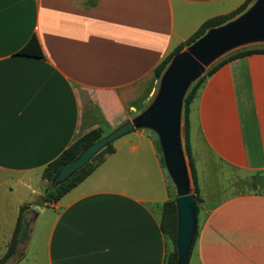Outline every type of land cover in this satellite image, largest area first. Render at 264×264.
Listing matches in <instances>:
<instances>
[{
    "label": "crops",
    "instance_id": "0c3cea01",
    "mask_svg": "<svg viewBox=\"0 0 264 264\" xmlns=\"http://www.w3.org/2000/svg\"><path fill=\"white\" fill-rule=\"evenodd\" d=\"M245 1L0 0V187L16 183L45 198L20 206H40L35 218L52 214L44 264H165L173 243L162 206L172 191L153 131L114 142L57 202L31 178L45 189L43 171L78 139L142 113L156 67L204 22ZM32 36L42 58L19 54ZM189 120L200 229L188 264H264V55L207 78Z\"/></svg>",
    "mask_w": 264,
    "mask_h": 264
},
{
    "label": "water",
    "instance_id": "95a60500",
    "mask_svg": "<svg viewBox=\"0 0 264 264\" xmlns=\"http://www.w3.org/2000/svg\"><path fill=\"white\" fill-rule=\"evenodd\" d=\"M260 38H264V0H259L237 20L209 30L187 50L177 53L161 78L159 91L152 104L62 166L51 184L57 187L66 183L102 150L137 129L153 131L158 137L166 172L176 188L177 264H188L197 231V197L190 189L188 166L181 142L183 101L190 85L204 74L205 65L244 41ZM36 208L40 209V206Z\"/></svg>",
    "mask_w": 264,
    "mask_h": 264
},
{
    "label": "trees",
    "instance_id": "16d2710c",
    "mask_svg": "<svg viewBox=\"0 0 264 264\" xmlns=\"http://www.w3.org/2000/svg\"><path fill=\"white\" fill-rule=\"evenodd\" d=\"M249 3H250V0H246L245 3L242 4L235 11L229 14L223 15V16L214 17L204 22V24L200 27V29L194 35H192L186 42L178 46L170 55H168L156 67L155 72H156L157 79L160 80L162 78L163 74L165 73L168 66L170 65L173 57L177 53L183 51L186 47L191 46L194 42H196L198 39L203 37L209 30L218 28L228 23L229 21L233 20L236 16L242 14L246 10ZM19 54L23 56H30V57H36V58L43 57L39 42L35 36H32V38L29 40L26 46L20 51ZM255 54L264 55V46L247 48V49H243V50H239V51H235L234 53H231L227 57L221 59L219 62L211 66L204 73V75L190 87L187 94L185 95V98L183 101V115H184L183 126H184L185 149H186V155L188 157L189 167H190L191 176H192L193 193L196 195L198 203L200 202V189L198 185L197 172H196L195 163H194L193 156H192V147H191V142H190V120L189 119H190L191 105L194 102L198 92L204 85L206 79L211 77L222 66H224L228 62L233 61L235 59H239L242 57H247V56H251ZM104 136L105 135L101 130H94V131L87 133L85 136L78 139L72 146H70L58 159H56L54 162L48 165V167L45 168V170L43 171V179L49 182V186H47L45 190L46 202H50V203L57 202L64 194H66L71 189H73L78 184H80L82 181H84L104 161V158L107 154H110L114 151L113 144L109 145L104 150H102L98 155H96L86 167L78 171L66 183L59 185L57 187H54L51 184V181L54 175L57 173V171L62 166L74 160L85 148H87L89 145L93 144L94 142L98 141ZM154 139H155V144L157 146L161 160L164 163L160 144L155 134H154ZM176 198H177V195L174 197H171L170 200L165 202L162 206L161 228L164 234L167 237H169L173 243L172 251H170L166 255L165 264H177V261H178V252H177V247H176L177 222H178L177 208H176V203H175ZM28 209H29V205H24L21 207L13 237L11 239L7 252L0 259V264H6L8 260L11 259L16 254L17 248L20 245V243L26 242L28 240L30 228L28 224L23 223L24 213ZM198 214H199V207L197 204V210H196L197 231H196V236H195L193 245H195L196 240L199 236L200 227L198 223Z\"/></svg>",
    "mask_w": 264,
    "mask_h": 264
},
{
    "label": "rangeland",
    "instance_id": "374dc122",
    "mask_svg": "<svg viewBox=\"0 0 264 264\" xmlns=\"http://www.w3.org/2000/svg\"><path fill=\"white\" fill-rule=\"evenodd\" d=\"M258 1L259 0H250V3L248 4L246 10L242 14L236 16L233 20L229 21L228 23L237 20L240 16H242L243 14L250 11L257 4ZM228 23H226V24H228ZM226 24H224V25H226ZM258 46L259 47L264 46V38L244 41L243 44L235 46L231 50L232 52L227 53V54L223 53L222 54L223 56H221L218 59L225 58L228 55H230L231 53H234L235 51H239V50H243V49H247V48L258 47ZM189 47H186L183 51L187 50ZM214 64H215V62H210L207 65H205V72ZM160 81H161V79L158 80V82L156 84L155 92H154L153 96L149 99V101L146 103V105L144 106V110L147 109L152 104V102L154 101V99H155V97L159 91V88H160ZM195 82L196 81H194L190 85V87ZM190 87H189V89H190ZM183 124H184V115H183V107H182L181 142H182V148L184 151L186 163L188 166V173H189V179H190V189H191V192H193L192 176H191L188 157L186 155V149H185ZM157 140H158V137H157ZM193 147H194L195 153L196 152L198 153L200 151L199 144H198L196 139H194ZM202 161H203L202 159L198 158V160H197V166L198 167H200V165L202 164ZM167 175H168V173H167ZM42 177H43V174H42ZM168 178H169L170 187H171V191H172L171 197H174L177 195L176 194V188H175L171 178L169 177V175H168ZM31 179H32L31 183L33 185V188L38 193H42L43 190L45 191L47 186H49V182H46L45 189H44V187L41 185V179L39 177L33 176ZM0 180H6V179L4 177H0ZM6 188H8V187H6V186L0 187V258H2L5 255V253L7 252L8 244H9L11 237L13 235V232L15 230L16 221H17V218L19 215L20 206L22 204H27L28 202L39 203V202H41V200L43 201V198H44L43 197L41 199L40 197H38V194L35 196H32L30 194V191L25 190L24 187H22L16 183L11 185L12 191L7 190ZM34 206H36V205L31 206L30 210L25 212V214L23 216L24 217L23 223L28 224V226L30 228L29 236L31 235V239H30V241H27V243L21 242L20 245L18 246L16 254L14 255V257L11 258V259L14 258L15 261H17L16 264H44V260H43L44 239H45V234H46L47 226H48L47 222L50 219L52 214L50 212H46L45 214L41 215L40 217L35 218V213H36V211H38V209L33 208ZM193 250H194V247H192L191 253H193ZM15 261L11 262V264H14ZM192 263H193V261H191V264Z\"/></svg>",
    "mask_w": 264,
    "mask_h": 264
}]
</instances>
